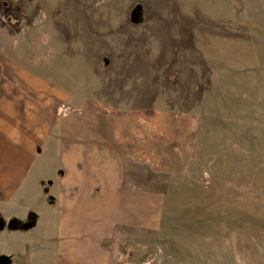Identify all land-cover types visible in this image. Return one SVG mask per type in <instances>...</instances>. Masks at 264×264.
I'll use <instances>...</instances> for the list:
<instances>
[{
  "label": "rangeland",
  "instance_id": "obj_1",
  "mask_svg": "<svg viewBox=\"0 0 264 264\" xmlns=\"http://www.w3.org/2000/svg\"><path fill=\"white\" fill-rule=\"evenodd\" d=\"M0 99L120 165L102 264H264V0H0Z\"/></svg>",
  "mask_w": 264,
  "mask_h": 264
},
{
  "label": "crops",
  "instance_id": "obj_2",
  "mask_svg": "<svg viewBox=\"0 0 264 264\" xmlns=\"http://www.w3.org/2000/svg\"><path fill=\"white\" fill-rule=\"evenodd\" d=\"M16 110L3 115L0 106V213L4 223L16 221L11 229H0V254L15 257L19 264H44L33 260L40 252L50 253L46 264L104 263L108 255L99 249V242L105 237L97 233V226L103 224L111 233L113 224L109 225L108 217L98 222L96 211L100 202L111 203L105 200L107 192L124 189L120 165L108 163L104 172L101 162L97 157L92 159L94 156L89 152L77 148L65 153L64 141L61 153L50 155L46 147L49 137L41 139V130L35 131L30 126L22 128L19 135ZM33 132L41 136L35 137ZM57 156L60 170L52 177L55 174L50 176L46 167L54 164ZM111 181L118 184L115 191L111 190ZM47 183L52 204L46 202L42 190ZM112 203L117 204L115 209L123 218L120 200ZM42 248L47 249L41 251Z\"/></svg>",
  "mask_w": 264,
  "mask_h": 264
}]
</instances>
